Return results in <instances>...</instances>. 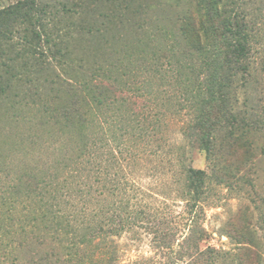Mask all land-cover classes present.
Here are the masks:
<instances>
[{
	"label": "rangeland",
	"instance_id": "374dc122",
	"mask_svg": "<svg viewBox=\"0 0 264 264\" xmlns=\"http://www.w3.org/2000/svg\"><path fill=\"white\" fill-rule=\"evenodd\" d=\"M16 1L0 0V8ZM45 1L59 8L58 3L65 2L71 7L77 0H41ZM177 1L180 9L190 14L191 29L211 45L210 29L217 22V16L214 9L206 13L205 8L193 7L194 0H133L131 11L106 25L101 35L89 34L86 28L95 27L93 21L99 8L105 5L103 0L95 2L97 12L89 8L83 17L80 15L83 31L73 33L66 40L76 58L89 61L101 58L111 62L123 50L133 51L138 56L129 64L127 61L117 64L116 81L111 78L108 82L114 89L116 102L108 109L102 107L97 114L100 117V139L96 143L99 148L98 183L91 178L90 197L76 195L63 204L64 200L68 201V194L63 187L59 190L62 175L52 172L45 182H49L50 187L42 189L40 184L33 193L37 202L34 211L53 212L57 203L72 213L73 222H69L72 228L88 223L108 229L110 233L106 239L116 246L114 264H183L173 248L180 241L179 234L184 230L189 210L185 171L188 167L203 169L207 172L205 196L192 235L195 249L191 253L196 245L197 248L210 246L221 257L213 260L201 256L195 262L264 264V0H258L263 16L261 26L256 29L261 28L255 48L260 53L255 56L250 75L238 72L232 85L234 89L229 88L231 83L226 87L227 100L224 98L223 102L209 100L204 88L211 80L202 60L188 56V47L183 41L169 36V33L179 34L183 24L181 11L174 4ZM76 18L70 19L79 21V17ZM66 25H58V28L66 31ZM158 41L165 44L168 54L157 52ZM78 65L73 62L68 76L80 78L85 74ZM54 74L63 77L55 68L50 71L48 80ZM43 92V99L60 100L62 104L69 103L72 98L66 92H57L54 98L49 86H45ZM227 104L228 113H232L231 107L236 115H247L248 122L252 124L256 120L258 124L249 128L245 135L239 128L226 127ZM22 111L21 115L30 118L31 123L26 120L17 124L16 120H22L11 118L10 112L5 114L4 109H0L3 140L0 162L4 164L0 184L18 175L24 181L21 174L24 168H47L57 157L52 149L63 141L67 144L71 137L55 131L51 141L46 139L44 131L32 125V112ZM209 126L214 127L217 135L214 170L207 166L204 151L198 149L202 134L197 133V129ZM33 169L25 172L30 174ZM106 169L108 178L116 179L118 185L105 184ZM84 181L77 180L75 189ZM106 218H110V222L105 221ZM165 236L170 237L171 250L163 248L161 241ZM64 238H70V233ZM79 259V255H71L69 264H78Z\"/></svg>",
	"mask_w": 264,
	"mask_h": 264
},
{
	"label": "trees",
	"instance_id": "16d2710c",
	"mask_svg": "<svg viewBox=\"0 0 264 264\" xmlns=\"http://www.w3.org/2000/svg\"><path fill=\"white\" fill-rule=\"evenodd\" d=\"M132 1L103 0L108 6L99 8L93 21L95 27H87L86 32L103 34L106 25L122 19L131 11L134 7ZM95 2L96 0H77L71 7L62 2L58 3L59 8H57L47 1L43 3L41 0H17L0 8V109H4L5 114L10 112L11 118L22 120L21 122L16 120L17 124L26 120L31 123L30 118L21 115V111L32 112L31 117H34L32 125L38 127V131H44L42 134H46V139L50 141L53 137L52 132L55 131L71 136L67 144L63 141L52 149L57 157L47 168H36V170L27 168L33 169L30 174L25 172L27 169L24 168L21 173L25 178L24 181H21V175H18L16 179L9 177V182L0 184V264H69L71 255L73 257L79 255L78 264H86V262L114 264L116 246L111 240L106 239L110 233L108 229L88 223L72 228L69 224L73 222L72 213L66 212L57 203L53 212L47 211V216L34 211L37 202L34 201L33 193L40 184L42 189L50 187L51 184L45 182L52 172L62 175L59 190L63 187L66 189V195L68 194V201L64 200L63 204L68 203L69 199L76 195L90 197L93 189L91 178L94 179V183H98L96 160L99 148L96 143L100 139L98 136L100 117L97 114L102 107L108 109L116 102L113 98L114 89L108 82L111 78L116 81L119 68L117 64L123 65L126 61L129 64L134 56H138L133 51L130 53L123 50L119 52L120 54L117 53L116 58L111 62L101 58L89 61L88 58H76L74 52L68 48L66 40L70 39L73 33L84 29L80 15L83 17L89 8L97 12V7H94L97 5ZM174 4L178 11H181L180 18L183 24L179 28L180 35L169 33V36L183 41L188 47V56L193 55L194 58L202 60L207 77L211 80L204 90L208 93L211 102L218 99L223 102L226 97V87L231 83L229 88H233L238 72L249 76L255 63V56L260 53L255 48L256 37L261 28L258 31L256 29L261 26L260 18L263 16L261 9H258L259 2L258 0H194V3H191L193 7L205 8L206 13L214 9V14L217 16V22L210 29L211 45L206 43L200 33L191 29L189 24L191 17L188 11L180 9L178 1ZM72 16L79 17V21H72L70 19ZM65 23L67 24L65 27H68L66 31L58 28V25ZM157 44L159 45L156 47L157 52L168 54L169 50L167 51L165 44L161 41ZM140 54H143L142 50ZM74 61L78 62L80 69L85 71L80 78L68 76V70L71 69ZM55 68L63 73L61 74L63 77L54 74V76L50 75L51 78L48 80L50 71L53 72ZM232 70H234L233 74ZM216 82H218L217 86H215ZM45 86L51 87L55 94L54 98L57 92L70 94L72 97L70 102L62 104L60 100L59 103L55 100L43 99L41 96H44ZM226 108L227 117L224 120L226 127L232 130L239 128L245 135L249 128L258 124L256 120L252 124L248 122L247 115L243 117L236 115L231 107L232 113H228V104ZM27 128L31 129V125ZM197 133L202 134L198 149L204 151L207 166L214 170L216 130L213 126H209L197 129ZM195 135L196 133L193 137ZM2 143L0 137V146ZM3 166L4 164L0 162V172ZM107 171L106 169L103 179L105 184L112 185L113 182L118 185L116 179L108 178ZM64 175L66 176L63 177ZM185 176V185L189 193L187 200L189 210L183 223L184 230L179 234L180 241L173 251L177 253L179 259H183L181 260L183 264H197L195 261L201 256L215 260L221 255L210 246L197 248L196 245V250L191 253L192 249H195L192 235L197 224L198 211L204 201L207 172L188 167ZM77 180L85 181L82 184L80 182L76 190ZM57 194H59L58 190ZM58 198L57 195V202ZM38 202L42 201L38 200ZM83 202L85 200H82ZM70 205L72 206V202ZM107 219L105 221L110 222V218ZM68 232L70 238H64ZM167 236L161 243L165 250H171L170 237ZM83 259L87 260L83 261Z\"/></svg>",
	"mask_w": 264,
	"mask_h": 264
}]
</instances>
